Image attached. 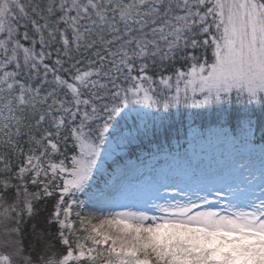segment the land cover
Segmentation results:
<instances>
[{
  "label": "rangeland",
  "instance_id": "rangeland-1",
  "mask_svg": "<svg viewBox=\"0 0 264 264\" xmlns=\"http://www.w3.org/2000/svg\"><path fill=\"white\" fill-rule=\"evenodd\" d=\"M15 1L0 0V32ZM197 1L213 12L207 19L213 29L199 47L207 49L206 57L172 79H160L156 93L150 84L137 82L121 88L115 94L118 105L103 106L93 126H87L92 116L86 114L73 130L69 159L48 160L39 174L37 162L28 158L23 171L41 175L45 186L54 182L56 190L48 196L56 199L52 211L61 229L73 231L77 219L76 229L86 240L120 257L134 258L151 248L163 264H264V140L253 138L255 114L264 110V0ZM17 57L15 52L7 60L16 66ZM4 62L0 56V66ZM75 82L83 88L91 84L84 73ZM76 83L66 84L72 94H78ZM0 84L6 89L0 90L1 120L10 114L9 94L16 85L8 71L0 74ZM16 94L23 101V90ZM222 100L243 102L244 112H210ZM230 112L242 113L243 122ZM203 115L212 117L208 126L230 116L240 126L232 128L235 132L227 127L200 131L196 118ZM174 120L188 125L187 143L128 159L108 180L94 184L107 161L134 143L160 136ZM63 196L65 206L60 205ZM0 264H8L1 252ZM128 264L155 263L133 259Z\"/></svg>",
  "mask_w": 264,
  "mask_h": 264
},
{
  "label": "trees",
  "instance_id": "trees-1",
  "mask_svg": "<svg viewBox=\"0 0 264 264\" xmlns=\"http://www.w3.org/2000/svg\"><path fill=\"white\" fill-rule=\"evenodd\" d=\"M197 3L16 0L10 5L0 32V43L4 44L0 56L5 60L0 74L10 72L16 85L9 94L10 114L0 120V252L8 264H128L133 259L163 264L151 248L132 258L120 257L106 245H93L76 229L77 219L73 220V231L61 229L52 211L56 199L48 196L56 190L54 182L45 186L38 180L41 175L33 178V171L25 172L23 167L32 158L42 174L48 160L69 159L75 149L73 130L86 114L92 116L87 126L95 125L92 118L103 106L116 102L115 94L121 88L137 82L150 84L152 93H156L154 88L160 79H172L192 62L206 57L207 49L199 47L213 29L207 20L213 12L207 13L203 4ZM15 52L19 61L16 66L10 62L12 58L7 60ZM81 73L91 82L84 88L75 82ZM68 82L76 83L78 94L67 89ZM19 89L23 90V101L17 100ZM216 104L210 112L215 108L244 112L243 102L222 100ZM257 112L253 138L260 141L264 140V110ZM242 113L229 115L240 117L242 123ZM233 116L226 122L219 119L221 122L212 126H208L211 116H198L196 126L208 132L215 127L232 130L240 126ZM166 129L160 136L134 143L107 161L94 184L108 180L128 159L168 153L188 142V125L182 120L172 121ZM61 199L60 205L65 206L67 197ZM79 251L82 256L65 258Z\"/></svg>",
  "mask_w": 264,
  "mask_h": 264
}]
</instances>
